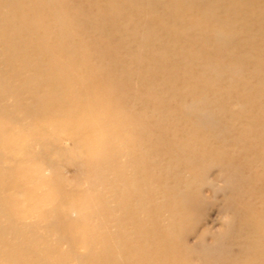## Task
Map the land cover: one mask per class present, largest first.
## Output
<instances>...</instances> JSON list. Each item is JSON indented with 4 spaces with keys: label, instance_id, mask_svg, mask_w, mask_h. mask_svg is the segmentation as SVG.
I'll return each instance as SVG.
<instances>
[{
    "label": "bare ground",
    "instance_id": "obj_1",
    "mask_svg": "<svg viewBox=\"0 0 264 264\" xmlns=\"http://www.w3.org/2000/svg\"><path fill=\"white\" fill-rule=\"evenodd\" d=\"M53 1H16L14 8L20 10V15H32H30L31 20L29 24L27 22L26 26L25 24L22 25L20 22H17V19L14 20L15 18L11 16L14 12L11 11L9 12L10 15L7 14L13 6V3H5L4 0L0 2V8H6L8 10L5 13L0 12V20L10 21L14 27L13 33L14 29L16 32L14 33V39L10 42V46L8 47L5 44L3 51L0 52V56L6 55V59L9 60L8 63L7 61L5 63H10V66H13L14 63L19 71H17L18 74L16 75L20 77L25 69L29 70L34 68L37 70L38 68H42V66L32 67L30 63L25 64L19 61V57L27 52L25 51V46L33 45L37 48V52L31 58L33 57L35 61L36 58L38 60V57H40L49 65L48 70L44 69L46 77L40 83L36 82V74L34 78L27 79V84L34 86L32 89L33 104L23 108L27 116L30 117L31 132L43 140L44 148L42 153H36L23 147L24 135L21 132L12 133L7 123V111L0 110V149L3 147L11 153L23 152L27 159L25 164L14 167L9 173H3L0 170V197L4 195L6 202L9 199V203L12 205L9 206L11 210L16 209L17 205L28 203L27 214L38 213V219L41 223H47L53 227V220L57 218L62 221V231L67 233L63 239L70 244V248L75 250L82 246L88 249L87 255L84 257L77 258L75 256L81 263L84 260L87 261L86 264H140V262H145L144 264H167V261L164 263L162 258H160L162 254L157 251L158 248L155 245V239L156 236H159L160 239H164V244L170 248H175V245L178 244L173 246L170 243L176 238L177 227L173 226L171 228L172 231L167 230L166 235H161L160 237L161 230L156 229L153 232L152 229H147L146 225L143 224L145 220L141 221L139 219L137 221L133 219L129 204L131 201H135L134 198L137 197L133 194V189H136L135 192L138 191L135 185V176L137 173L142 174L145 170H148L158 181V185L154 189L155 191H153L155 196L151 194L145 198V196H140V193H137L140 198L138 197L136 199L140 203L137 205L138 207L135 205L136 201L135 204L133 203L136 206H133L135 209L143 208L153 201L152 203L154 204L155 202L156 204L154 210L156 212L160 211L164 208V199L167 192H171L173 195L187 197L186 188L189 183L181 182L179 179L181 171L172 169L173 167L171 165L174 159L170 156L168 150V148L176 147L177 143L181 142L175 130L180 127L179 130L186 133L187 140L188 138L195 139L197 136L199 140L204 139L203 135H206L208 131L209 137H212L215 132L219 131L221 117L219 112L221 110L216 107H211L213 103H208L204 97L200 99L195 98L202 93L200 89H197L198 85L196 83V86H193L190 91H187L183 96L180 95L178 106L175 104V107H172V105L176 98H154L150 95V92L144 93L146 90L134 92L132 95L120 94L121 88H126L132 84L130 77L132 76L131 71L134 69L130 64H120L118 56L122 48L120 44H123L128 54H133L138 60L142 59L145 53H148V58L166 57L169 48L167 46L168 43L163 39L168 36L174 38L176 35L182 34V32L187 33V31L180 27V19L175 20L173 16L168 15L167 11L159 9L160 11L155 12L154 16H156L155 22L157 23V29L159 32L161 30L160 36L154 33L153 37L149 35L145 38V35L149 34V30L141 35L139 33L140 29L138 30L140 26L135 27L138 33L134 34L135 32L128 31L127 28L120 24V17L123 15L130 16L136 9L141 10L147 7V9H154L153 7L158 6V4L151 7L150 2L146 0H125L127 1L126 6L114 12L113 6L120 0H105V3L110 5L109 9H112L110 11L103 10L100 13L98 19L103 26L100 29H96L103 33L104 37L97 42L96 49L90 50L87 49L86 43H88V40L85 33L91 29L90 26L94 23L92 21V14L89 15L87 12L82 13L80 11L77 13L78 17H75L70 14L69 7H67L70 0H58L59 10L63 14L61 15L60 13H56V5L52 7L54 5ZM184 1L191 5L194 4V8L197 7L196 0ZM221 2V0H212V3L206 9L197 7L200 20L196 21L188 32L191 34H201L200 41L203 45V50L195 54L203 58L207 57L206 61L209 60L208 62L214 64H212L214 66L211 67L212 69L208 68L207 72L203 69L202 71L204 73L201 71V74L197 73L198 75L196 74L197 76L195 77L197 80H202L206 86L209 81H218L219 78L228 73L233 78H238V83L241 85L249 86L246 92L243 91L244 93L242 95L239 94L237 103L242 102L241 106L244 115H247L248 112L254 113L255 118L258 117L259 122L258 124H254V128L250 127V125L245 127L246 134L240 140L239 152L240 155L243 152H249L250 154L259 153L258 156L264 163V135L255 132L256 128L260 126L264 130V112L262 111L263 109L261 110L259 107L254 106L256 96L259 94L257 92L258 89L264 87V79L263 82H258L255 85L251 81L259 78L260 71H257V69L256 71H254L255 69L248 71L250 65L256 61L254 55L264 54V47H261L256 52V49H254L255 46L246 45L241 47L239 52L238 46L240 44L234 41L235 38L233 36L235 35H232V32L229 34L226 28H221L220 21L216 22V25L219 24L220 26L210 24L212 16L220 7ZM34 6L36 8L38 7V11L31 9ZM41 6H46L49 10L43 14L41 12ZM204 14H206L205 17H209L211 20H203V22L202 18ZM238 18H245L248 21L236 20L237 22L240 21L243 23L239 24L240 30H235V26H230L234 34L237 32L242 34V31L251 28V30L247 31L248 34L254 37L258 35L264 39V16L260 15L259 11L256 13L255 20H250L247 15ZM65 23L72 28L67 37L60 34L64 28L62 25ZM177 28L179 29L177 30ZM21 30L29 36L24 43L19 38ZM79 31H82V34ZM74 36L76 41L78 38L77 48L72 44ZM131 42H134V46ZM182 49L183 46L176 51L179 59L183 56V53H181ZM77 50L83 53L82 55L84 57L82 59H78ZM189 55L186 57L190 59L191 63L196 64L198 60L196 57L198 56L193 55V53H189ZM67 57H72V62H77L76 66H73L69 60V62L66 61L65 59ZM95 57L97 62L96 70L99 75H104V78H100V76L86 78V81L83 82L84 87L90 88L89 92H86L83 89L84 87H80L79 81L81 76H78L76 71L82 68L87 73V66H84L85 61L87 62L91 58L95 59ZM186 60L184 59V62L177 61L168 63L167 71L173 72L174 68L181 69L183 73L177 78L178 82H186L187 84L185 72H188V64ZM210 60H213V62ZM261 63H263V60ZM216 65L218 68H216ZM169 66H173V68L170 67V69ZM119 69L120 71H118ZM195 69L198 71L202 68L198 66ZM14 76L13 78H8L0 69V87L8 90V96L11 95L19 100L20 98L13 88L16 84ZM164 79V75L152 71L147 79H142V84L150 88L151 82L163 84ZM250 83L253 84L249 85ZM106 88L113 90V92L109 93ZM245 94H250L252 99L250 98L248 101L247 98L244 99L245 101H242L243 98L241 97H244ZM187 98H192L193 101L191 105L184 106L182 102ZM110 101L118 104L119 109L110 107ZM56 104L60 106L56 107ZM247 108L249 109L247 110ZM206 109L209 112L212 111V114H207ZM126 111H130L134 115L132 114L131 118L122 117L121 115ZM59 113H61L62 117H65L64 119L70 122L71 126L69 128L66 122L56 121L58 119H55V117ZM212 115L217 117L216 122L208 121L209 117H213ZM145 117L149 123L153 122L152 126L149 127V123L142 120ZM193 127H196L197 130L192 133V130L189 128ZM70 132L75 133L71 139L67 137L71 146L66 147L62 141L66 136L71 134ZM168 132H172L175 139L172 136L171 138L173 139H171L168 136ZM157 143H164L166 148L162 153L156 149ZM83 149L90 152L88 162L83 165L80 164L79 166V173L82 176L80 179H82V183L86 187L79 196L75 194L76 198L74 197V199L69 200L70 197H68L67 200L70 202H63V198L65 197H60V191L51 188L52 182H49L46 178L45 165L50 167L53 176H60V165H63L67 161L68 156H74L77 150ZM2 159L1 157L0 162H2ZM253 165L252 163L249 165L248 171L254 168L256 169ZM224 168L232 170L233 177L237 176L240 179H244V174L240 172L242 169H237V166L226 164ZM256 175L257 177L253 178L263 177L264 171ZM225 179L230 184L231 189L235 191L233 184V179L235 178L228 176ZM153 184L155 185V183ZM43 187L47 188L46 193H41ZM144 187L140 189L142 190ZM18 196L23 198L22 203L17 198ZM174 197L172 196V198ZM50 204L53 207L52 210H46L50 208ZM2 207L4 208L6 205H3L0 199V210ZM24 212H26V209ZM75 214L79 216L74 218L73 215ZM1 215L0 213V220H3ZM127 218H132L133 220L131 219L132 221H130L134 225H139L137 232L135 231L137 235L134 234L135 232H132L133 235L137 236H135L137 244L138 242L149 240V250L145 247H139V244L134 249L131 247L132 250L130 249V252H127L126 255L120 256L121 251L129 248L126 237L128 228L125 220ZM6 222L9 223L10 221L7 220ZM132 223L129 224L131 225ZM8 228L12 230L11 226ZM60 229L61 227H59ZM1 230L3 229L0 228ZM118 230L123 232L122 238L117 236ZM162 231H164L163 228ZM156 233L157 235L153 236ZM18 238L19 236L15 235V233L7 237L2 236L0 232V264L45 263L39 255L34 254L32 252L33 250L31 251L27 248ZM137 244L134 243L133 245L136 246ZM242 247L257 258V261H254L253 264H264L263 247H260L262 249L260 252H258V249L254 245L248 246V244H244ZM74 250L72 251L71 249V254L75 252ZM229 251L225 254H229ZM202 254H204L202 256L205 259H208L209 254L212 255L210 252L207 254L204 252ZM179 255L182 254L180 252L175 253L176 257ZM132 260L139 261L134 263ZM221 261L223 264H228L229 260L221 259ZM205 264L211 263L206 261Z\"/></svg>",
    "mask_w": 264,
    "mask_h": 264
},
{
    "label": "rangeland",
    "instance_id": "obj_2",
    "mask_svg": "<svg viewBox=\"0 0 264 264\" xmlns=\"http://www.w3.org/2000/svg\"><path fill=\"white\" fill-rule=\"evenodd\" d=\"M1 1L3 0H0V2ZM4 1L5 3H13V6L9 11L6 8H0L1 13H5L8 11L7 14L10 15L9 12L12 11L14 12V14H12L11 16L15 18L14 20L17 19V22H20L22 25L25 24V26L27 22L29 24L31 20V14L20 15V10H16V8H14V5L18 0ZM22 1L28 2V0ZM146 1L150 2L151 7H153L155 4H158V6L153 7L154 9H147L148 7L145 8L147 10H145L144 8H142L141 10L136 9L130 16L123 15L120 17V24H122L123 27L127 28L128 31H133L135 32L134 34H136L138 32L135 27L140 26L138 30L140 29L139 33L141 35L149 30V34L145 35V38L149 35H152L153 37L154 33L156 35L159 34L160 36L161 30L159 32V30L157 29V23L155 22L156 16H154V13L160 11L159 9H162L167 11L169 16H173L175 20L180 19L179 21L181 23H179V25L180 27H182V29H185L187 33L182 32V34L180 33L174 38H172V36H168L163 39L168 43L167 46L169 48L166 57L162 56L156 58H148V53H145L142 59L138 60L133 56V54H128L123 44H120V46H122L121 52L118 56L120 64H130L134 70L131 71L132 76L130 77L132 80V84L129 85L130 87L127 86L126 88H121L119 93L122 95H132L134 92H141L146 90L144 91V93L150 92V95L154 98H176L173 101V105L171 103L172 107H175V104L178 106V99L187 91H190L193 86H196L197 84V89H200L202 93L195 98L200 99L204 97L206 98V101L208 103H213L211 107L220 109L221 111L219 112V115L221 117L220 127L218 128L219 131L215 132V134L213 135L214 137H209L208 131L206 132V135H203L204 139L199 140L197 139V136L195 139L188 138L187 140L186 133L182 130H179L180 127H178L179 129L175 130V132H177V135L180 137L181 142H178L176 147L168 148V150L170 156H172L174 159L171 165L173 167L172 169L175 171H181V176L179 177L181 182L189 183L186 188L187 197L173 195V193L167 192L164 199V208H162L160 211L156 212L154 210L156 204L155 202L153 204V201L149 205H145L143 208H136V210L135 208H133V206L136 207L137 205H139L140 202H137L138 197L140 198V196H145L146 198L151 194L155 196V194H153V191H155L154 189L158 185V181L150 173V171L145 170V172H143L142 174L137 173V175L135 176V185L138 191L135 192L136 189H133V194L137 196L134 198L136 204L134 200L129 204L131 207L130 210L132 211L133 219H136L137 221L139 219L141 221L145 220L143 224L146 225L147 229H152L153 232L154 230L156 231V229H158L159 231L161 230L160 237L161 235H166L167 230L172 231L171 228L173 226L177 227L176 238L172 243H170L173 246L175 244H178L175 245V248H170L168 245L164 244V239H160L159 236L157 237V233L153 235L156 236L155 245L158 248L157 251L162 254V257L160 258H162L164 263L167 261V264H205L207 261L211 264H223L221 259H226L229 260L228 264H253L254 261H257V258H255L251 252L248 253L242 247V245H254L258 249V252L262 250L260 247L264 248V176L253 178L257 177L256 174L259 175L264 171V163L263 160L258 156L259 153L250 154L249 152H243V154L240 155L239 152L241 144L240 140L243 139L246 134L245 127H247V125H250V127L254 128V124H258L259 122L258 117L255 118L254 113L248 112L247 115H244V111L242 110L241 106L242 102L240 101L239 103H237L239 94L242 95L244 92H246L249 89V86H244L243 84L241 85L240 83H238V78H233L230 74L228 75V73L224 74L221 78L218 79V81H209L206 86L203 84L202 80H197V78L195 77L198 74H201V71L203 69L207 72V69L214 67V64L208 62L209 60L206 61L207 57L203 58L200 55L195 54L203 50V45L200 41L201 34H191L188 32L190 31V27H192L196 23V21L200 20L197 7H199L200 9H206L212 3V0H196V8L193 7L195 6L194 4L191 5L184 0ZM221 1L222 2L220 4V7L212 16V20L209 17H205L206 14H204V17H201L202 21L211 20L210 24L213 26L217 24V21H220L221 26L219 24L216 26H220L224 29L226 28L227 33L231 34L232 32V35H235L233 36L235 38L234 41L240 44V46H238L239 52L241 50V47H244L246 45L255 46L254 49H256V52L259 51L261 47H264L263 38L259 37L258 35L254 37L253 35L251 36V34L247 33V31L251 30V28L242 31V34L238 32L234 34V31L231 29V27L235 26V30H240L239 24L243 22H237L236 20L248 21V19H239L238 17L247 15L249 16L250 20H255L256 13L258 11L260 12V15L264 16V0ZM53 2L54 5L52 7L56 5V13H60L61 15H63L59 10L60 6L58 5V0H54ZM126 3L127 1L125 0L118 1L113 6L114 12L124 8L126 6ZM109 6L110 5L108 3H105V0H70V3L67 5V7H69L70 14L75 17H78L77 13L80 11L82 13L87 12L89 13V15L92 14V21H94V23L91 24V29H89L85 33L86 35L84 34L88 40V43H86L87 49H96L97 42L102 39V37H104V34L97 31L96 29H100L103 26L98 17L100 16V13L103 12V10L110 11L112 8L109 9ZM31 9L38 11V7L36 8L35 6ZM41 9V12L43 14L47 10H49L46 6H41ZM84 23L87 24L85 21ZM62 27L64 28L60 32V34H62L64 37H67L69 32H71V26H68L67 23H65L62 25ZM13 28L14 27L10 21L0 20V52L3 51L5 44L9 47L11 44L10 42L14 39V33L16 32L14 29L13 33ZM178 29L179 28H177V30ZM79 33L82 34V31H79ZM27 37L29 36L23 30H21L19 33L20 40L24 43ZM77 41L75 40L74 36V38L72 39V44L75 48H77L78 45ZM131 43H133L134 46V42ZM181 46H183V49L181 51V53H183V56H181L179 59L178 53L176 51H178ZM25 47V51L27 52L23 53L21 57H19V61L25 64L30 63L32 64V67L42 66V68H38L37 70L32 67V69L29 70L25 69L24 72H22V76L20 77L16 75L19 72L16 65H14V63L13 66H10V63L6 64V61L7 63L9 62V60L6 59V55L0 56V69L5 74V76H7L8 78H13V76L16 75L14 76L16 84L13 86V88L16 90L18 97L20 98L19 100H17L11 95L8 96V90L4 87H0V110L7 111V123L12 133L21 132L24 135L25 140L23 147L36 153H42L44 148L43 140H41L31 132L30 117L27 116L23 108L33 104L32 89L34 88V86H29L27 84V79L31 77L34 78V76L37 75L36 82L40 83L45 79L46 72H44V69L48 70L49 65L40 57H38V60H36V58L35 61L33 57L31 58V56H33L35 52H37V48L35 46L28 45ZM76 53L78 54V59H82V57H84L81 51L77 50ZM189 53H193V55L198 56L196 57L198 59L196 61V64L191 63L190 59L186 57L190 56ZM254 56L256 58V61L250 65L248 71H253V69H255L254 71H256V69L257 71H260L259 74L261 76L259 75L258 79L251 81L256 85L258 82H263L264 79V54H255ZM184 59H187L186 62L188 64V72H185L186 77L184 76L187 80V84L186 82H178L177 78L181 73H183V71L181 72V69L174 68L173 72L167 71L168 63L177 61L184 62ZM65 60H69L70 62H72V57H67ZM262 60L263 63H261ZM210 61L213 62V60ZM76 64V61L72 62L73 66H76ZM84 66H87L88 74L84 70H82V68L76 71V74L78 76H81V79L79 81L81 88L84 87L83 82L86 81V78H95L98 76H100V78H104V75H99L96 70V57L95 59L91 58L87 62L85 61ZM198 66L202 69L197 71L195 67ZM170 67L173 68V66H169V68ZM216 68H218L217 65ZM118 71H120V69ZM123 71L125 72L124 69ZM152 71H156L158 74L161 73L162 75H164V83L158 84L156 82H151L150 88L145 87L142 84V79H147ZM202 76L204 77V75ZM253 83H250L249 85H252ZM83 89L86 92H89L90 90V88L88 87H84ZM106 90L109 91V93L113 92V90L108 88H106ZM257 92L259 94L258 96H256V103L254 104V106L259 107L261 110L263 109L262 111L264 112V87L259 88ZM247 95H244L245 98L241 97L243 98L242 101H245L244 99L247 98L248 101L250 100L251 95L249 94L248 97H246ZM191 99L187 98L183 100L182 104L184 106L191 105V102L193 101V99ZM109 104L110 107L119 109L118 104H116L115 102L110 101ZM56 105V107L60 106L58 104ZM248 109L249 108H247V110ZM207 110L208 109H206L207 114H212V111L209 112V110ZM132 114L133 113H131L130 111H126L121 116L124 118H131ZM56 118L58 119L56 121L60 120L62 122L64 121L63 123L66 122L68 128L69 126H71L70 122L67 121V119H64L65 117L61 116V113H59L58 116L55 117V119ZM216 118L217 117L214 115L213 117H209L208 121L216 122ZM142 120L149 123L146 117L142 118ZM152 125L153 122H150L149 127ZM189 129L192 130V133L197 130L196 127ZM178 130L179 132H181L179 133ZM261 130L262 129L260 126L256 128L255 132L260 135H264V130ZM70 133L71 134L66 136L62 141L63 145L65 144L64 146L66 147L71 146L68 138L71 139L74 136L75 132ZM168 136L170 138L171 136L173 137V133L168 132ZM165 148L166 147L164 143H157L156 145V149L160 153H162ZM1 157L3 159L2 162H0V170L3 173H9L13 170L14 167L25 164L27 162L26 156L23 152L11 153L3 147L0 149V158ZM89 158V151L84 149L77 150L76 153H74V156H68L67 161L64 162L63 165H60V176H53V172L51 171L50 167H48V165H45L46 178L49 182H52L51 188L57 191L59 190L60 197H65L63 198V202H70L67 200L68 197H70L69 200H72L74 199L75 194L79 196V194L85 189L86 186L82 183V179H80L82 176L79 173V166L80 164H86ZM259 160H261L260 163ZM251 163L254 164L253 166L256 167L257 170L254 168L248 171L249 165ZM226 164H232L233 166H237V169H242L240 172L244 174V179H240L237 176L233 177V171L224 168V165ZM227 174L228 176L235 178L233 179L235 191L232 190L230 184L225 181V178L228 177ZM148 181L150 182L149 184ZM153 183H155V185ZM143 187L144 189L141 190L140 188ZM46 190L47 188L43 187L41 193H46ZM143 190H145V192L142 193ZM137 193H140V196ZM172 196L175 197L172 198ZM17 198L21 200V203L23 202V198L19 196ZM0 199L2 204L6 205V207H2V209L0 210V213L3 215H1V217H3V220H0V228L3 229L0 231L2 236L8 237V235L10 236L11 234L13 235L15 233V235L19 236L18 240L21 243L25 244V246L31 251L33 250L32 252L34 254L39 255L45 262L44 264H86L87 261L83 260V263H81L75 258V256L77 258L84 257L85 255H87L88 249L82 246L76 248L75 250L73 248H70V244L65 239H63L67 233L62 231V221L56 218L55 220H53L54 226H49L47 223H41L39 221L38 213L27 214L28 203L17 205L16 209L11 210L9 206L12 205L9 203V199H7L6 202L4 195H1ZM133 203L136 206L133 205ZM52 208L53 207L50 204V208L46 210H52ZM25 209L26 212H24ZM78 216L79 215L76 214L73 215L74 218ZM131 219L127 218L125 220L128 224L124 221L128 228L126 237L128 239L129 248L127 250L121 251L120 256L126 255L127 252H130L131 247L134 249L138 247L139 244V247H145L147 248V250L150 249V244L148 243L149 240L142 241L140 243L138 242L137 244L135 236L137 235L136 232L139 225H134L131 222L133 219ZM7 220H9L10 222H6ZM129 223L132 224L130 225ZM9 226L12 227V230L11 228H8ZM59 227H61L60 230ZM162 228L164 229V231H162ZM132 232H135L134 234L136 235H133ZM117 236L119 238H122L123 232L118 230ZM131 240L133 241L130 242ZM134 243H136L137 245H133ZM71 249L72 251H75L73 254H71ZM218 250L219 252L217 253ZM228 250H230L231 252L229 251V254H225ZM179 252L182 255L176 257L175 253ZM204 252L206 254L210 252L212 253V255L209 254L208 259H205L202 256L204 255L202 254ZM138 261L139 260H132V262L134 263ZM144 263L145 262H140V264Z\"/></svg>",
    "mask_w": 264,
    "mask_h": 264
}]
</instances>
